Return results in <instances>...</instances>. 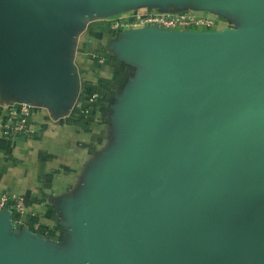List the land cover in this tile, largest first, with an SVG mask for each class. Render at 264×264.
Masks as SVG:
<instances>
[{"label": "water", "instance_id": "obj_1", "mask_svg": "<svg viewBox=\"0 0 264 264\" xmlns=\"http://www.w3.org/2000/svg\"><path fill=\"white\" fill-rule=\"evenodd\" d=\"M159 1L169 0H0V75L59 93L63 32L84 25L96 6L109 14ZM124 35L119 49L161 69L130 111L132 148L96 198L73 208L66 248L10 236L1 212L0 264L73 262L85 252V264H264V24Z\"/></svg>", "mask_w": 264, "mask_h": 264}, {"label": "crops", "instance_id": "obj_2", "mask_svg": "<svg viewBox=\"0 0 264 264\" xmlns=\"http://www.w3.org/2000/svg\"><path fill=\"white\" fill-rule=\"evenodd\" d=\"M62 37L66 75L59 93L26 90L0 75V123L18 101L37 108L29 135L13 139L0 131V192L21 195L29 211L43 213L40 230L30 217L28 227H20L38 235L20 236L56 249L70 244L76 231L73 208L96 198L132 148L130 111L161 74L154 61L119 49L126 36L107 23H85ZM85 107L87 116L80 112ZM3 213L10 222L18 218L11 209Z\"/></svg>", "mask_w": 264, "mask_h": 264}, {"label": "built area", "instance_id": "obj_3", "mask_svg": "<svg viewBox=\"0 0 264 264\" xmlns=\"http://www.w3.org/2000/svg\"><path fill=\"white\" fill-rule=\"evenodd\" d=\"M107 24L113 32H125L130 30L144 29L147 27L158 28L163 31L172 32H216V20L206 18L200 15H193L188 12H146L134 13L116 19L107 20ZM103 61V59H102ZM96 97L90 99V103ZM36 106L28 103H15L7 108L5 119L0 123V131L10 137L18 138L27 136L31 133L30 127L34 123L36 116ZM82 115L87 116L90 113L88 107L80 108ZM6 209H11L17 215V224L25 226V218L35 219V227L40 230L41 221L44 219L40 211H29L26 199L17 194H8L0 192V213ZM46 235L49 234L44 229Z\"/></svg>", "mask_w": 264, "mask_h": 264}, {"label": "rangeland", "instance_id": "obj_4", "mask_svg": "<svg viewBox=\"0 0 264 264\" xmlns=\"http://www.w3.org/2000/svg\"><path fill=\"white\" fill-rule=\"evenodd\" d=\"M202 5L203 4H201L199 0H169L164 3L160 1L156 3L143 2L138 5L129 4L125 8H120V6H117L116 10L109 14L100 12L102 9L100 7L95 9L96 12L89 13L86 17H84L83 21L86 23L100 21V23L106 24L107 20L128 16L137 12L140 13L163 12V10H167L170 12H177V13L188 12L193 15H200L206 18H213L216 20V32H221L225 30H238L248 26H253V25L258 26L264 24V7L259 10H253L251 7H249L244 3H238L230 7H225L224 2L222 0H210L207 2L206 7H203ZM17 221L18 218H16L14 221L13 220L11 221L12 229L10 231L11 232L10 236L11 235L20 236L21 234L27 236L38 235L36 231L25 230L28 227L27 224L25 226H21L17 224ZM20 227H26V228L21 229ZM89 256H90L89 253L85 252L79 255L77 261L71 262L70 260H60V261H56L57 263H53L52 261H48V262L45 261V264H80V263L85 264L86 263L85 260ZM15 264H29V263L27 258L23 257L22 259H19Z\"/></svg>", "mask_w": 264, "mask_h": 264}, {"label": "bare ground", "instance_id": "obj_5", "mask_svg": "<svg viewBox=\"0 0 264 264\" xmlns=\"http://www.w3.org/2000/svg\"><path fill=\"white\" fill-rule=\"evenodd\" d=\"M101 6H96L94 9H96V8H100ZM102 8V7H101Z\"/></svg>", "mask_w": 264, "mask_h": 264}]
</instances>
